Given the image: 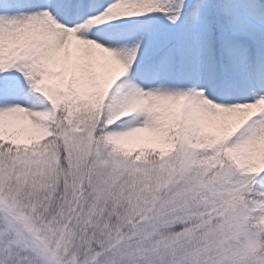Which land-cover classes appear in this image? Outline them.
<instances>
[{"label":"snow or ice","instance_id":"1","mask_svg":"<svg viewBox=\"0 0 264 264\" xmlns=\"http://www.w3.org/2000/svg\"><path fill=\"white\" fill-rule=\"evenodd\" d=\"M0 264H264V0H0Z\"/></svg>","mask_w":264,"mask_h":264}]
</instances>
